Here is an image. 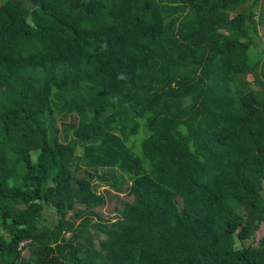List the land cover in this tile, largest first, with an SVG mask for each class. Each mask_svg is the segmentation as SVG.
I'll list each match as a JSON object with an SVG mask.
<instances>
[{"label": "trees", "instance_id": "1", "mask_svg": "<svg viewBox=\"0 0 264 264\" xmlns=\"http://www.w3.org/2000/svg\"><path fill=\"white\" fill-rule=\"evenodd\" d=\"M259 7L0 0V264H264Z\"/></svg>", "mask_w": 264, "mask_h": 264}, {"label": "rangeland", "instance_id": "2", "mask_svg": "<svg viewBox=\"0 0 264 264\" xmlns=\"http://www.w3.org/2000/svg\"><path fill=\"white\" fill-rule=\"evenodd\" d=\"M259 11H262L263 14H264V0H260V7H259ZM259 29V33L262 34L264 32V25H260L258 27ZM257 40V43L254 44V48H251V54L253 55H257V53H261V50H262V40L261 37L259 38H256ZM252 46V47H253ZM258 51V52H256ZM262 55V54H260ZM80 150V149H79ZM105 189H109V186L108 185H101L99 186L98 190L99 191H103L105 193V196H106V204L102 207H98L96 208V211L105 219H107L108 221H113L114 218L117 216L116 212H115V209H114V205H117L119 204V200L120 199H125V200H129L131 197L126 193V192H123V193H119L118 194V198L117 196H113L112 194H108L105 192ZM112 193V191H110ZM119 199V200H118ZM44 217H45V222L46 223H49V224H52L56 221V213H55V209L51 206H47L44 210V213H43ZM76 223V222H75ZM75 223H72V221L69 219H66L63 223V227L64 229H68V230H71L72 227L75 226ZM67 235L70 234V231H67L66 232ZM264 235V223L260 225V227L258 228V230L255 232L254 234V238L253 240L249 239L246 241V245L249 244V243H252V244H256L258 239ZM23 254L24 256L28 257V258H31V255L33 254V250L31 249H26L23 251Z\"/></svg>", "mask_w": 264, "mask_h": 264}]
</instances>
